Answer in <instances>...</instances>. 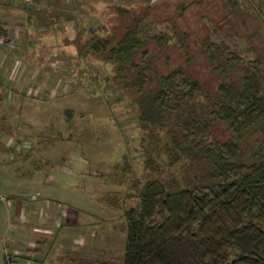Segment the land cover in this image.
<instances>
[{
    "label": "trees",
    "instance_id": "16d2710c",
    "mask_svg": "<svg viewBox=\"0 0 264 264\" xmlns=\"http://www.w3.org/2000/svg\"><path fill=\"white\" fill-rule=\"evenodd\" d=\"M242 5L164 1L158 9L169 14L178 38L173 49L169 33H143L152 5L132 15L118 4L121 17L129 16L120 35L93 33L80 45L113 63V80L133 96L139 126L165 132L169 166L186 162L184 176L160 178L152 173L161 162L150 152V175L137 182L139 203L124 210L123 264H264L263 60L225 49L202 30L207 9L234 26L229 15ZM251 14L244 21L261 32L263 16ZM0 36L7 37L1 25Z\"/></svg>",
    "mask_w": 264,
    "mask_h": 264
},
{
    "label": "rangeland",
    "instance_id": "374dc122",
    "mask_svg": "<svg viewBox=\"0 0 264 264\" xmlns=\"http://www.w3.org/2000/svg\"><path fill=\"white\" fill-rule=\"evenodd\" d=\"M100 1L98 8L85 5L81 20L73 23L77 38H69L68 41L73 43L67 47L4 49L6 56L1 62L0 75H4L3 65L9 64L10 76L19 71L23 77L20 82L12 77L10 80L8 75L4 77L9 88L3 90L0 114L4 110L8 116L0 121L6 128L0 139L10 141V145L19 139L24 144L20 152H7L1 148L0 163L7 166L0 167V177L8 170L16 169L21 174L31 170L34 176L24 175L16 188L22 196L32 193L54 195L86 207L91 214V218L86 215V220L100 224L95 228V236L101 241L110 240L111 244H106V249L113 247L116 249L113 253L121 256L127 236L124 210L139 203L137 190L140 185L137 182L150 175L145 168L150 152L161 162L160 172L152 173L160 178H170L171 171L175 177L184 176L186 162L182 160L173 167L169 166V158L163 148L168 140L165 132L159 127L150 132L139 126L133 96L113 80V63L80 45L93 33L104 37L115 31L117 36L120 35L129 16L121 17L116 8L118 4L131 8L132 15L144 13L147 6L152 5L153 11L148 17L152 23L143 24V33H169L173 49L178 45V38L171 22L166 20L167 10L158 9L166 0ZM242 4L243 8L229 15V18L234 16V23H237L234 26H229V19L215 12V8L207 9L202 30L206 28L212 41L246 59L259 55L264 65V28L261 32H254L255 21H244L245 15L250 17L251 13L264 18V0H242ZM56 24L54 22V27ZM81 30L83 33L79 36ZM35 79L51 85L52 96L39 86L37 90L33 86L32 92L38 94L40 101L28 100L29 105L33 102L31 105L35 106L33 112L26 100L17 102L15 96L20 95L23 85L24 93L30 95L28 84H33ZM12 83L17 86H12ZM41 96L46 99H40ZM67 109L71 114L68 115ZM157 138L161 143H150V139L156 141ZM32 177L35 181L29 180ZM103 252L109 253L108 250ZM100 259L105 260V264L118 263L105 256Z\"/></svg>",
    "mask_w": 264,
    "mask_h": 264
},
{
    "label": "crops",
    "instance_id": "0c3cea01",
    "mask_svg": "<svg viewBox=\"0 0 264 264\" xmlns=\"http://www.w3.org/2000/svg\"><path fill=\"white\" fill-rule=\"evenodd\" d=\"M85 5H96L98 8L101 1L0 0V25L7 34L4 39L0 36V68L6 56L4 49H58L73 43L68 41L69 38H77L78 33L73 23L81 20ZM54 22L57 23L55 27ZM3 68L4 75H0V86L9 88L7 80H4L7 75L10 80L12 77L16 82L21 81L23 76L21 77L19 71L10 76L9 64L3 65ZM28 85L30 95L24 93L23 85L22 91H19L20 95L15 96L17 102L26 100L28 104V100L38 101V94L32 92L33 86L36 90L39 86L44 93L49 92V96H52V87L47 85L46 81L39 82L35 79L33 84ZM12 86L17 85L12 83ZM0 97L2 99L4 93ZM41 98L46 99L44 96ZM44 102L46 103V100ZM31 103L33 102L28 105L34 112L35 106L32 107ZM6 116L8 115L2 110L0 121ZM5 131L6 128L0 124V134ZM10 143L1 138L0 150L7 146V149H2L11 152L10 147H13L19 152L24 144L22 141H14L13 146ZM5 166L7 164L0 163L1 168ZM24 175L34 176L31 170H25L21 174L15 169L8 170L0 177V264H105L106 261L100 259L102 256L115 260L117 264H123L125 243L121 256L113 253L116 250L113 247L106 249V244H111V241H101L100 237L95 236V228L100 224L95 225L94 220H86V215L91 218L90 210L76 205L78 203L75 201H63L54 195L42 196L32 193L22 196L16 188ZM29 180L35 181V178ZM56 200L62 203H57ZM125 232L127 235L126 230ZM106 250L109 251L108 254L103 252Z\"/></svg>",
    "mask_w": 264,
    "mask_h": 264
}]
</instances>
